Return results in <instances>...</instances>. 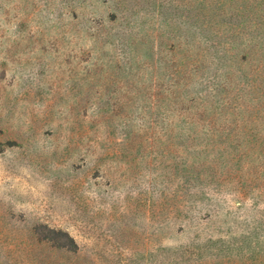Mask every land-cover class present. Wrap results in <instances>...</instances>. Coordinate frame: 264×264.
Masks as SVG:
<instances>
[{
  "label": "rangeland",
  "instance_id": "obj_1",
  "mask_svg": "<svg viewBox=\"0 0 264 264\" xmlns=\"http://www.w3.org/2000/svg\"><path fill=\"white\" fill-rule=\"evenodd\" d=\"M0 264H264V0H0Z\"/></svg>",
  "mask_w": 264,
  "mask_h": 264
},
{
  "label": "trees",
  "instance_id": "obj_2",
  "mask_svg": "<svg viewBox=\"0 0 264 264\" xmlns=\"http://www.w3.org/2000/svg\"><path fill=\"white\" fill-rule=\"evenodd\" d=\"M62 233V232H61ZM64 234V233H63ZM65 235H66V233H65ZM69 240H71V242H73L74 243V240L69 236Z\"/></svg>",
  "mask_w": 264,
  "mask_h": 264
}]
</instances>
